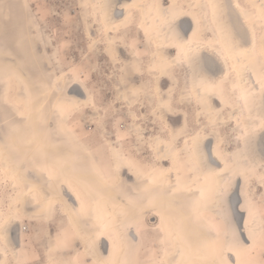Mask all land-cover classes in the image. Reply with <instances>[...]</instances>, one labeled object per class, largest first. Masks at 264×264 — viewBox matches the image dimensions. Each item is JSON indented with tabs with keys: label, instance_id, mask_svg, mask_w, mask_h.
<instances>
[{
	"label": "rangeland",
	"instance_id": "374dc122",
	"mask_svg": "<svg viewBox=\"0 0 264 264\" xmlns=\"http://www.w3.org/2000/svg\"><path fill=\"white\" fill-rule=\"evenodd\" d=\"M149 1H134L131 16L114 31H106L99 0H0V30L4 31L1 35H8L12 46L5 55H0V109L4 104L8 108L11 106L10 115L19 125V133H7L0 110V143L29 178L43 183L44 179L34 168H41L50 176L48 193H59L69 202L79 221L97 241L104 258L107 257L105 242L94 223L97 214L93 210V218L81 216L66 189L63 175L87 178L88 185L96 193L108 196L114 204L115 201L124 203L121 194L105 182L113 169L107 142L132 156L144 171L150 165L168 162V157L162 160L154 148L162 140L171 145L170 152L181 150L186 163L188 154L185 152L191 148L196 134L208 135L204 138L208 146L219 143L223 158L230 163L235 162L234 156L240 146L233 118L237 113L234 94L227 89L226 104L216 100L214 95L217 113L206 110L202 113L204 106L191 93L187 68L178 59L177 52L166 48L165 63L155 52L150 38L152 23L145 26L139 10L135 9L136 3ZM163 1L168 3V0ZM190 1L178 0V3L198 13L200 38L212 39L213 34L208 31L211 20L202 2L197 1V6ZM240 3L252 13L257 34L264 36V14L257 10L258 5L264 7V0H240ZM187 23L183 20L185 27ZM21 30L25 34L21 41L23 54L16 47L19 43L16 37ZM207 61L215 68L214 61L210 58ZM160 72L161 98H157L153 85ZM4 73L9 75L6 88L2 85ZM233 73L230 70V79ZM47 87L52 88L48 98ZM62 102L65 113L58 112ZM262 149L264 151V147ZM89 150L99 167L89 162ZM55 164L61 166L56 175L52 173ZM245 171L237 164L232 178L233 191L225 196L231 214L236 212L239 221L244 215L242 210L259 211L264 217V176L259 171L247 174ZM186 173L188 181L202 177L199 171L188 168ZM123 177L127 191L143 194L151 187L144 183L147 180L139 181L126 170ZM11 182L6 167L0 163V210L9 208L21 219V225L14 228L15 234L19 230L22 238L19 264H44L50 257H56L59 264H97L84 254L81 240L59 203L54 201L45 208L27 199L26 208L30 213L23 216L14 204L22 187ZM177 189L175 185L166 186L164 204L176 209L182 217L184 237L191 244L190 252L203 257L211 248L213 232L218 225L204 207L190 200V194L180 199ZM240 192L244 205L241 208ZM129 208L131 218H142L147 228L140 242L129 227L131 238L125 264L132 263L138 242L139 258L157 264L160 233L156 217L152 211L146 212L136 204L132 203ZM237 229L235 222L233 236L240 237ZM220 232L225 235L222 230ZM230 241L233 243L232 236ZM249 250L259 259L252 260L249 251L246 258L249 263L264 264V235ZM12 263L11 259L7 261V264Z\"/></svg>",
	"mask_w": 264,
	"mask_h": 264
},
{
	"label": "bare ground",
	"instance_id": "6f19581e",
	"mask_svg": "<svg viewBox=\"0 0 264 264\" xmlns=\"http://www.w3.org/2000/svg\"><path fill=\"white\" fill-rule=\"evenodd\" d=\"M99 1L101 2L99 10H102L101 20L104 28L106 31H114L131 16L132 3L137 0ZM202 5L211 20L208 31L212 32L213 37L210 40L201 39L199 36L198 13L180 7L178 0H171L168 9L164 7L163 0L138 2L135 9L139 10L145 26L148 27L152 23L150 38L159 59L163 62L166 60V48L168 47L177 52L178 59L187 68L190 91L195 95L199 104L204 106L202 113L206 110L216 114L215 97H219L220 101L226 104L227 89L234 94L236 100L234 110L237 113L233 118L240 142L237 154H234L235 162L230 163L223 158L219 143H212L208 146L204 139L208 135L203 133L196 134L192 138L191 148L185 152L188 154V163L183 161L181 150L170 152L171 145L166 141H160L157 144L158 147L154 148L162 160L165 159L164 156H167L168 162L150 165L146 171L139 167L133 157L123 152L120 147L112 142H107L113 169H110L112 173L109 177L104 176L105 182L121 194L124 203L115 201L114 204L108 196L96 193L88 185L87 178H79L72 174L63 175L66 189L76 202L81 216L91 219L93 210L97 214L94 223L108 246L109 252L106 258L100 253L97 241L79 221L69 202L59 193L52 195L48 193V186H51L52 182L50 176L42 172L41 168H34L44 181L39 183L29 178L22 166L0 143V163L6 167L7 173L11 176V183L17 182L22 187L14 203L17 212L23 216H29L30 212L26 208L27 199L33 204L45 208L54 201L59 203L76 236L81 240L84 254L94 263L125 264V253L131 238L129 227L135 239L141 242L142 233L147 227L141 221L142 218L137 220L131 218L129 205L132 203L146 212L154 211L161 246L156 256L159 261L157 264H251L246 259L251 251L249 249L253 244H257L260 238L263 239L264 217L261 213L242 210L245 217L239 221L234 210V213L231 214L225 196L233 191L231 190L232 178L237 164L246 170L245 174L259 171L264 176V151L262 149L264 140L262 143H258L261 136L264 135V36L257 34L253 15L240 3V0H202ZM118 10H124L125 14L119 16ZM257 10L261 15L264 14L263 6L258 5ZM183 20L188 22L186 27L183 25ZM24 35L21 30L20 36L16 37L19 41L16 47L21 54H23L21 41ZM7 41L9 40L4 39L5 45L8 46L10 42ZM207 58L214 61L215 68L209 65ZM230 70L234 72L233 79H230ZM4 74L2 85L6 88L9 75ZM161 76L162 72L156 75L153 85V92L157 98H161L159 85ZM80 89L83 90V87ZM51 92L52 88L47 87L46 98ZM63 103L58 108L59 113H65ZM6 106L4 104L0 109L4 129L7 133L17 134L19 133L18 122L10 115L11 106L9 108ZM170 132L173 133V130L171 129ZM87 153L89 162L99 167L94 154L90 150ZM55 168V171L52 172L54 175L58 173L61 166L55 164ZM187 168L195 170V172L199 171L202 177L188 181L185 179L188 176ZM107 170L109 171V169ZM125 170L139 181L147 180L148 182L144 183L152 188L146 189L147 191L143 194L127 191L124 188L123 171ZM173 185L179 187L176 194L180 199H182V195L190 194V200L195 202L194 204L204 207L218 225L215 227L216 231L213 232L211 248L205 252L203 257L190 252L191 244L184 237L182 217L176 209L164 204L166 202L164 196L166 186ZM240 199L242 201L241 208L244 207L241 192ZM248 205L251 204L248 203ZM214 207L219 210L215 211ZM1 210L0 264H7L9 259L13 261L12 264H19L22 238L19 230L15 234L14 228L21 225V219L9 208L5 211ZM39 216L41 217V215ZM39 216L36 215L35 218H39ZM126 217L131 220L127 219L128 221H126ZM235 222L240 237L233 236ZM221 230L225 235L219 234ZM231 236L233 243L230 241ZM140 242L136 244L131 264H152L150 261L143 262L139 258L138 244ZM252 253L253 251L250 253V258L259 260L252 256ZM44 264H59V262L56 257H50Z\"/></svg>",
	"mask_w": 264,
	"mask_h": 264
},
{
	"label": "flooded vegetation",
	"instance_id": "af4514ba",
	"mask_svg": "<svg viewBox=\"0 0 264 264\" xmlns=\"http://www.w3.org/2000/svg\"><path fill=\"white\" fill-rule=\"evenodd\" d=\"M193 1H195V2H193ZM197 1H201L202 2V0H192V1H190L191 2V5L192 4H194V5H199V2H197ZM164 2V1H163ZM170 4H171V0H168V3L167 4H165L164 3V7L165 8H167L168 9V7L170 6ZM122 13V14H121ZM117 14L119 15V16H123L124 14H125V11L124 10H118V12H117ZM190 30H191V28L187 31V35L189 34L188 32H190ZM4 31L3 30H1V33H0V51H3V53L2 52H0V55L2 54V55H5L6 54V52H8V50H11L12 49V46H11V40L9 39V36L8 35H4L3 34V36L1 35L2 33H3ZM4 39L5 40H9V41H7V42H10V44L7 46V45H5L6 43L4 42ZM4 42V43H3ZM3 49V50H2ZM216 100H218V101H220L221 99L219 98V97H216ZM262 141H263V137L261 136V139L259 140V142L258 143H262ZM152 211V210H151ZM153 213H154V211H152ZM243 217H245V216H243ZM157 220V219H156ZM156 222V221H155ZM161 247V246H160ZM105 253V255H107L108 256V246H107V244L105 243V251H104ZM130 260V259H129ZM130 263H131V260H130Z\"/></svg>",
	"mask_w": 264,
	"mask_h": 264
}]
</instances>
